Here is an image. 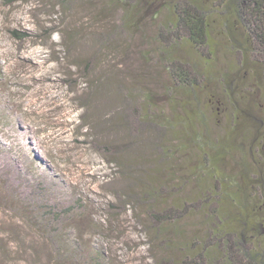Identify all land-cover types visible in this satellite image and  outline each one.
Segmentation results:
<instances>
[{"label":"rangeland","instance_id":"rangeland-1","mask_svg":"<svg viewBox=\"0 0 264 264\" xmlns=\"http://www.w3.org/2000/svg\"><path fill=\"white\" fill-rule=\"evenodd\" d=\"M121 1L0 0V264L180 261V246L212 228L203 207L218 203L214 191L196 197L201 183L191 173L218 177L227 193L242 169L259 178L250 149H264V82L246 86L251 116L234 129L235 103L215 104L222 86H177L163 67L174 61L162 58L159 32L172 6L186 0H128L141 10L134 31ZM224 19L209 15V66L185 38L170 43L174 60L201 80L235 70L229 47L241 29L228 30ZM205 157L215 162L212 176L194 170ZM225 198L242 207L239 195ZM185 199L197 211L184 213L178 202ZM239 208L225 206L235 217ZM174 209L176 221L154 217ZM243 214L252 228L251 211ZM232 224L220 217L218 240L233 237Z\"/></svg>","mask_w":264,"mask_h":264},{"label":"trees","instance_id":"trees-1","mask_svg":"<svg viewBox=\"0 0 264 264\" xmlns=\"http://www.w3.org/2000/svg\"><path fill=\"white\" fill-rule=\"evenodd\" d=\"M77 1L83 2L87 0H59L58 3L66 7L69 4L74 5ZM206 1L208 0H186L175 3L174 6H172L174 17L171 19V22H168L166 25L167 31H165L163 27L159 32V50L163 59L168 55V57L174 61L172 63L163 61V67L170 73L175 85L196 90L200 87V84L206 86V80H208V82L214 81L222 86L223 98L221 97L218 100V98L215 97L217 99L215 104L225 106L226 99L235 103L232 104L233 112L231 119L235 121L234 129H236L238 122L246 121V117H248L249 120L252 112V100L245 97L246 93L244 91L246 86L252 85L258 90L259 82L256 81V79H261L264 82V0H216L217 6H213L212 9L210 8L208 10L205 8ZM121 2L125 16L128 18V22L124 24H126L128 30L131 31L136 23H141V10H136L134 5L129 6L128 0ZM137 6L141 8V5L137 4ZM213 12H220V16L225 18L224 21L226 20L225 25L228 27V30H231L234 25L238 26L241 29V38L233 37L230 41V51L234 53L236 58V63L234 65L235 70H231L229 74H221L219 72L218 75L205 74L201 80L200 78L202 75L199 74L196 69L192 68L190 64L174 60L172 57L174 49L173 45H170V43L174 42V44H177L179 40L185 38L201 56L205 57L207 65L209 66L212 60V53L209 52L206 54L204 49L210 47L209 15ZM132 30L134 31V29ZM164 32H166V35ZM106 35L111 36L110 34ZM166 36H168L169 39H167ZM215 76H218V81L215 79ZM170 89L172 90V88ZM241 91L244 93H241ZM250 96L252 97V95ZM241 98H246L251 102L246 103V106L243 107L239 104V99ZM213 101L214 98L211 100V103H213ZM253 101H255L254 98ZM254 104L256 105V102ZM252 142L253 139L251 140V144ZM260 151L261 152H259L258 149H250V160L254 164L253 166H257L260 179L255 174L251 176L247 169H242L243 171L238 173L237 180L231 176L234 183L232 182L229 185L228 191L231 189L232 191L228 193L227 188L225 189L223 186L222 189L218 177H213L214 180L212 181L207 176L204 177V179H200L197 177L198 175L196 172L195 174L191 173V176H193L192 178H196L197 182L199 184L201 183L196 197H198L203 190H207V192L214 191L218 193L216 200L218 203L205 204L203 207L208 210V212L205 210V214L207 213L206 216L211 219L210 223L212 224V228L206 238L203 240L192 238L190 240L191 242L189 241L190 244L188 247L185 244L189 242L181 245L180 247L182 249L179 251L183 250L184 253L182 255L178 253L180 255V257H178L180 261L173 259V262L172 260L169 261L171 264L174 262L175 264H264V149H260ZM205 158V161L194 166V170L198 172H202L205 169L208 171L211 170L210 174L212 176L215 162H210L207 157ZM250 160L248 164H250ZM253 187L254 191L250 194ZM231 193L239 195L240 205L242 207L239 208L238 206H234L233 200H231V203L228 202L225 195ZM144 200L145 199H141L139 202H145ZM188 200L185 199L178 202L183 212L187 213L189 210L197 211L198 207L196 203H192V201ZM259 202L262 204H258ZM255 203H257V207ZM225 206L226 208L237 207L236 210L239 208V215L235 217L232 213L227 212ZM246 209H249L254 216H252V228L248 227V221H246L245 215L243 214ZM154 217L160 221L159 223H166L176 221L178 218H181V215L175 210L169 215L159 214ZM220 217H225L228 221H232L233 219L231 227L233 237H236V243L232 240L233 237L230 235L226 237V242L218 240L221 235H224L221 229L222 227H220ZM160 230L168 229L163 227V229ZM165 236H167L169 240V235ZM247 242L249 245H246ZM162 243L164 244L163 241ZM237 244L242 250L244 249L241 256H237L233 250V247L237 246ZM168 245L169 249H173L176 244L169 243ZM195 248L199 249V251L194 252Z\"/></svg>","mask_w":264,"mask_h":264}]
</instances>
